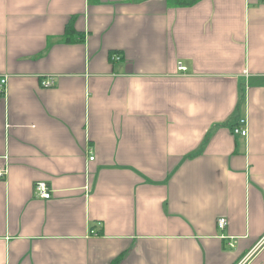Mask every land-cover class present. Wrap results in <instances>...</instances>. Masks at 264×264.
<instances>
[{"label":"crops","instance_id":"1","mask_svg":"<svg viewBox=\"0 0 264 264\" xmlns=\"http://www.w3.org/2000/svg\"><path fill=\"white\" fill-rule=\"evenodd\" d=\"M2 77L0 264H264V0H0Z\"/></svg>","mask_w":264,"mask_h":264},{"label":"built area","instance_id":"2","mask_svg":"<svg viewBox=\"0 0 264 264\" xmlns=\"http://www.w3.org/2000/svg\"><path fill=\"white\" fill-rule=\"evenodd\" d=\"M114 58H118V56H113ZM183 68V66H180V68ZM4 83H5V77H2L0 79V91L2 92L4 90ZM44 86H51L54 82L52 79L49 80H42L41 82ZM232 132L234 134H240L242 136L247 135V121L246 117L242 116L237 119V121L232 125L231 127ZM90 159H92V156H89ZM5 174V169L0 167V176ZM34 195L40 198H49L51 196V191L48 186V184L45 181L37 180L34 183L33 186ZM227 221L224 216H219L217 218V226L219 228L225 227Z\"/></svg>","mask_w":264,"mask_h":264},{"label":"trees","instance_id":"3","mask_svg":"<svg viewBox=\"0 0 264 264\" xmlns=\"http://www.w3.org/2000/svg\"><path fill=\"white\" fill-rule=\"evenodd\" d=\"M193 1H195V0H177L178 3H183V4L191 3ZM71 37H72V35H71Z\"/></svg>","mask_w":264,"mask_h":264},{"label":"rangeland","instance_id":"4","mask_svg":"<svg viewBox=\"0 0 264 264\" xmlns=\"http://www.w3.org/2000/svg\"><path fill=\"white\" fill-rule=\"evenodd\" d=\"M35 183V182H34Z\"/></svg>","mask_w":264,"mask_h":264}]
</instances>
